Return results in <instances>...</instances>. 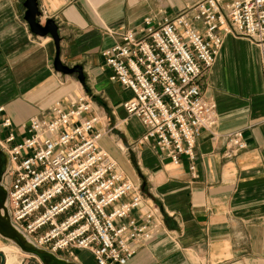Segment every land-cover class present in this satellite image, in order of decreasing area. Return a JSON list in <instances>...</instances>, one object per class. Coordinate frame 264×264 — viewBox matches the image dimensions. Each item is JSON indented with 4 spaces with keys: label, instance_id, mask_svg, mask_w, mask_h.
I'll return each mask as SVG.
<instances>
[{
    "label": "crops",
    "instance_id": "obj_1",
    "mask_svg": "<svg viewBox=\"0 0 264 264\" xmlns=\"http://www.w3.org/2000/svg\"><path fill=\"white\" fill-rule=\"evenodd\" d=\"M199 1L36 0L39 26L54 22L60 62L82 67L87 94L75 76L55 70V42L31 31L25 0H0V144L9 132L5 119L19 141L22 126L32 117L50 118L54 103L68 106L84 94L93 100L90 115L103 133L99 146L127 179L146 187L163 218L159 235L126 264H264V47L227 35L205 73L202 92L215 102L219 124L214 137L202 132L196 141L197 179L184 157L175 165L135 144L145 127L124 111L132 93L110 81L101 54L122 31H138L144 18H173ZM188 17L203 34V24ZM107 125L113 131L106 132ZM233 131L243 132L247 148L228 160L224 146ZM80 253L77 264H95Z\"/></svg>",
    "mask_w": 264,
    "mask_h": 264
},
{
    "label": "built area",
    "instance_id": "obj_2",
    "mask_svg": "<svg viewBox=\"0 0 264 264\" xmlns=\"http://www.w3.org/2000/svg\"><path fill=\"white\" fill-rule=\"evenodd\" d=\"M188 15L203 24V34ZM227 35L264 47V0H201L173 18L147 17L138 31H122L101 53L110 81L132 93L124 111L145 127L135 144L175 165L184 157L192 179L198 177L196 141L202 132L214 137L219 124L201 81ZM91 113L86 94L68 106L58 101L50 118L32 117L22 126L19 141L11 121L2 122L9 130L0 144L9 159L3 181L9 216L37 247L56 256L75 259L83 251L95 264H126L159 235L163 218L159 206L99 146L103 133ZM246 148L243 132L233 131L223 156L234 159Z\"/></svg>",
    "mask_w": 264,
    "mask_h": 264
},
{
    "label": "water",
    "instance_id": "obj_3",
    "mask_svg": "<svg viewBox=\"0 0 264 264\" xmlns=\"http://www.w3.org/2000/svg\"><path fill=\"white\" fill-rule=\"evenodd\" d=\"M26 14L25 20L30 26L33 33L44 36L49 34L57 47V54L54 59V68L57 72L65 75H74L85 92L90 94V90L86 85L85 75L81 66L69 68L64 66L59 59L58 54V34L57 27L53 21H47L44 27L39 26L40 12L36 0H25ZM9 166V159L4 150L0 147V237L13 243L23 254L35 257L41 264H77L59 258L55 254L37 247L30 239H28L20 230H18L10 220L7 207L8 192L3 184L4 177ZM0 264H5L3 254L0 253Z\"/></svg>",
    "mask_w": 264,
    "mask_h": 264
},
{
    "label": "rangeland",
    "instance_id": "obj_4",
    "mask_svg": "<svg viewBox=\"0 0 264 264\" xmlns=\"http://www.w3.org/2000/svg\"><path fill=\"white\" fill-rule=\"evenodd\" d=\"M235 37L244 38V37H239V36H235ZM61 74H63V73H61ZM63 75H65V74H63ZM72 76H74V75H72ZM91 101H93V100H91ZM139 187H140V189L142 188V186H139ZM145 190H146V187H143V190L141 189V191H143V193L145 195H147L148 198H151L148 194V191H145ZM153 202L155 203V201H153ZM0 253L3 254V256H4L5 264H41L37 258L23 254L13 243H11L10 241L4 240L1 237H0ZM78 253H80V256L82 258H84L85 255H82V254L83 253L85 254L87 252L79 251ZM58 257L65 259V260H68V261L75 262V263H77V260H78L77 255H76L75 259L69 258V257L62 255V254L58 255Z\"/></svg>",
    "mask_w": 264,
    "mask_h": 264
}]
</instances>
